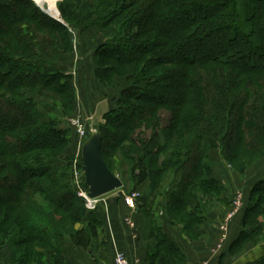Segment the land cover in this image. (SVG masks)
<instances>
[{
  "label": "trees",
  "instance_id": "obj_1",
  "mask_svg": "<svg viewBox=\"0 0 264 264\" xmlns=\"http://www.w3.org/2000/svg\"><path fill=\"white\" fill-rule=\"evenodd\" d=\"M57 7L64 22L33 0H0V257L8 247L11 264H68L71 248L105 258L111 247L103 232L115 205L86 207L69 150L77 93L58 63L73 53L74 28L101 36L98 80L126 82L96 127L107 166L140 193L146 264H188L150 201L169 182L168 223L197 240L215 205L229 206L211 153L242 175L264 159V0H61ZM163 111L171 116L165 125ZM82 185L88 190L84 176ZM240 224L218 264L264 241V178L251 188ZM252 264H264V251Z\"/></svg>",
  "mask_w": 264,
  "mask_h": 264
},
{
  "label": "rangeland",
  "instance_id": "obj_2",
  "mask_svg": "<svg viewBox=\"0 0 264 264\" xmlns=\"http://www.w3.org/2000/svg\"><path fill=\"white\" fill-rule=\"evenodd\" d=\"M33 1L36 5L39 6L36 0ZM59 1L61 0H55L57 6ZM46 6L47 5L39 7L44 12L49 14V11H47L48 6ZM49 15L56 20L64 22L61 18V14L60 17H55L52 14ZM72 38L74 46L73 53L64 54L58 64L63 71L73 75L74 85L77 93L76 113L74 116L68 119V123L73 129L72 142L69 150L70 153L75 156V162L79 158V156H82L81 146L86 138L85 137L84 139H80L77 125H83L87 130L86 136H88L92 128H96L98 124L103 123L105 113L110 109L116 107V100L120 97V92L125 87L126 82L124 80H118L116 86L112 87L105 85L103 82H100L96 77L93 57L96 46L101 42V36L98 31H82L81 29L72 28ZM162 115L163 124L165 125L169 122L171 116L166 111H163ZM220 157V153L217 150L211 153V159L216 162L215 174L220 179L222 184L226 187L223 195L227 197L229 206H224L221 209V207L217 204L215 205L216 207H214V210L218 214L223 213V210H225V208H227V210L229 209V212H236L232 221H230L229 223L227 239H225L224 241H222L223 236L220 231L221 237L218 238L216 245H220V247H223L224 244H226L227 246L235 236L230 235V230L231 227L235 226V221L239 220L243 215L246 205L248 204L251 188L255 183H257V181L261 180V178H264V159L259 161L255 166L251 167L245 175H242L232 170V168ZM116 175H118L120 178L122 177L119 174ZM169 184V182L163 184L162 190L157 195L152 197V200L150 201L152 213L158 220L163 221L166 231L169 232V234L173 238H175L176 241L181 243L192 241L181 234L180 227L173 226L168 223L169 221L167 220L165 207L168 200L166 197V192ZM139 194L140 193L137 190L129 192L123 184V187H121L120 189L101 196L100 198H104V200L100 204L104 206L106 211L108 210L109 205L117 206H114L113 208V216H118L119 219L122 220L121 230H123L130 227V225L127 223V219L134 220V222L136 221L134 218V215L136 213L135 209L137 208V204L135 201L140 197ZM214 210L212 209L211 211ZM234 218L236 220H234ZM222 223H224L222 219H219L217 221L216 227L219 230L222 226ZM130 228L133 231L136 230V227ZM240 228L241 224L239 226V229ZM107 232H109V226H107L105 232H103L105 240H107ZM108 235L110 238L109 233ZM179 236H181V238H183L184 240L180 239ZM108 247L107 254L105 253L106 257L103 258L99 256L101 259L103 258L106 261L110 259ZM122 250L126 253L124 249ZM263 251L264 241L258 245L249 244L238 257H227L228 259H226L229 264H252V262L256 260L257 256H259ZM219 252L221 254L223 252V249H220ZM112 260V264H114L113 256Z\"/></svg>",
  "mask_w": 264,
  "mask_h": 264
},
{
  "label": "crops",
  "instance_id": "obj_3",
  "mask_svg": "<svg viewBox=\"0 0 264 264\" xmlns=\"http://www.w3.org/2000/svg\"><path fill=\"white\" fill-rule=\"evenodd\" d=\"M136 210L137 208L135 209V212ZM222 216L224 215H219L214 211L209 215L208 221L202 227V234L199 239L194 241L185 240L186 243L179 242L181 245V249H183V252L187 256L188 264H218L220 252L219 250H216V243L218 241V238L221 237V233L220 230L216 227V224ZM134 218L136 220V223L138 224L135 231H133L130 227L121 230L122 220H120L118 216H112L111 220H109V232H107V235L108 233L110 234V242L112 247H108L110 249L109 254L111 253V251L114 252L115 247L117 246L120 249H124L126 251L132 264H146L148 243L144 240L143 237L141 216H139V214L136 212ZM240 221L241 218L235 221V226L231 227V236L237 235ZM179 237L180 239L184 240L183 238H181V236ZM224 248L226 249V244H224L221 250ZM2 256L3 258L0 257V264H11L10 250L8 247L3 250ZM67 258L68 264H112L113 261L111 255L110 259L106 261L103 258L101 259L98 254H94V252H92L91 250L86 251L78 248H71L70 253H68L67 255ZM227 259L225 261V264H229Z\"/></svg>",
  "mask_w": 264,
  "mask_h": 264
},
{
  "label": "water",
  "instance_id": "obj_4",
  "mask_svg": "<svg viewBox=\"0 0 264 264\" xmlns=\"http://www.w3.org/2000/svg\"><path fill=\"white\" fill-rule=\"evenodd\" d=\"M102 143L103 136L96 127L90 130L81 146L84 181L90 198H98L123 187L122 179L112 172L102 157Z\"/></svg>",
  "mask_w": 264,
  "mask_h": 264
},
{
  "label": "built area",
  "instance_id": "obj_5",
  "mask_svg": "<svg viewBox=\"0 0 264 264\" xmlns=\"http://www.w3.org/2000/svg\"><path fill=\"white\" fill-rule=\"evenodd\" d=\"M77 130H78L80 139H84L87 135L86 128L83 125L78 124ZM74 174H75V183L79 188L78 194H79V196H81L85 199L86 207L90 210L97 209L98 206L100 205V203L104 200V198H100V197L90 198L88 196V190L85 189L82 185L84 171H83V168L81 169L78 167L77 160L75 161ZM135 202L137 204V200ZM235 213L236 212H234V211L228 212L223 219L224 223H222V226L220 227V231H221L222 236H223L222 241L227 239L228 226H229L230 221H232ZM127 223L132 228L136 227L134 220L127 219ZM219 247H220V245L217 246V250H220L222 248V247H220V248ZM114 264H132V262H131L130 258L127 256V254L117 246L115 247Z\"/></svg>",
  "mask_w": 264,
  "mask_h": 264
},
{
  "label": "bare ground",
  "instance_id": "obj_6",
  "mask_svg": "<svg viewBox=\"0 0 264 264\" xmlns=\"http://www.w3.org/2000/svg\"><path fill=\"white\" fill-rule=\"evenodd\" d=\"M36 2L40 6L47 5L48 6L47 11H49L50 14H52L55 17H60V13H59L55 0H36Z\"/></svg>",
  "mask_w": 264,
  "mask_h": 264
}]
</instances>
